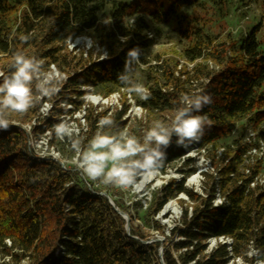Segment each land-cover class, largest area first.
I'll return each mask as SVG.
<instances>
[{
    "label": "trees",
    "instance_id": "trees-1",
    "mask_svg": "<svg viewBox=\"0 0 264 264\" xmlns=\"http://www.w3.org/2000/svg\"><path fill=\"white\" fill-rule=\"evenodd\" d=\"M259 1L257 22L234 35L214 31L209 18L180 14L184 6H197L223 19L233 7L232 0H0L2 71L10 74L14 54L23 52L66 75L55 95L41 96L27 113H12L30 120L49 100L46 115L33 126L37 137L53 131L62 120H75L73 113L83 107L86 94L97 91L107 97L125 88L117 76L133 47L141 49L135 71L148 63L147 73L152 74L147 87L151 98L138 100L143 108L175 113L183 95L201 90L213 100L197 113L210 122L203 136L184 147H178L173 137L159 167L164 171L167 163L182 158L194 145L206 150L212 164L210 171L202 172L209 183L205 194L186 188L184 178H171L153 193L146 208L147 223L177 193H185L192 202L189 208L186 200H180L185 204L182 226L172 230L179 237L162 244L161 258L160 242L148 241L131 217L126 230L127 220L115 209L127 211L122 201L114 200L112 205L105 195L90 190L76 172L64 171L50 157L35 156L19 125L11 123L7 131H0V264H162L161 259L164 264H226L236 257L253 264L255 258L246 255L250 244L260 250L259 259L264 261V185L251 186L262 164L256 158L245 162L247 151L260 148L264 140V0ZM107 6L105 16L102 11ZM103 17L110 23L102 24L98 38L107 58L69 47L75 38L97 29ZM174 18L179 36L186 41L183 56L194 64L190 70L185 65L177 68L179 60L172 56L157 54L155 64L145 58V51L155 43L147 33L151 23ZM128 106L124 94L121 107L110 114L116 127L125 125ZM84 109L83 133L89 140L107 110L95 111L90 105ZM246 128L254 136L245 139ZM220 147L225 150L222 157ZM185 171L193 173L196 168ZM216 196L223 198L221 204H213ZM220 236L232 238L230 248L217 242L207 250L209 238Z\"/></svg>",
    "mask_w": 264,
    "mask_h": 264
},
{
    "label": "rangeland",
    "instance_id": "rangeland-1",
    "mask_svg": "<svg viewBox=\"0 0 264 264\" xmlns=\"http://www.w3.org/2000/svg\"><path fill=\"white\" fill-rule=\"evenodd\" d=\"M232 1L233 7L230 13L223 19L217 20L215 17L211 16V12L210 10H208V8H201L197 6H184L180 10V14H182L183 16L185 15L187 17L200 15L202 17L209 18L211 20L210 27L216 32L225 33L227 31H230L234 35L240 34L241 32L246 31L250 26L254 25L257 22L261 14L260 1L242 0L247 4L243 3L241 0ZM102 12L105 14V16H108L109 7L107 6ZM105 20L109 21L107 17H103V19L100 20L101 25H99L97 29L89 30L86 34L79 36L77 42L76 39L69 42V47H75L76 52H84V54L87 50H92L94 55H98V57H100L102 52V45L99 43L98 35L101 32L100 28L102 27V24H107L104 22ZM176 21L177 18H174L165 23H151L147 33H149V37L155 39V43L145 51V58L149 60L150 64H155V56L157 54L163 56H172L175 59L179 60V65L177 68H180L181 66L185 65L186 69L190 70L194 64L188 61L183 56L182 49L186 44V41L183 40L177 32ZM262 33L263 31L261 32V34ZM3 61L7 63L9 62V59H5ZM206 62L209 63L210 66L213 65L211 61ZM147 67L148 63H142L141 67L137 69L133 74L134 79L144 84L146 87H148V84H150L149 77L150 75H152L151 73H147ZM179 75L182 78L185 76L184 74L180 73ZM123 93L126 95V103L129 105L128 110L123 117L126 118V123L123 127H116L109 131L117 132L122 129H128L130 134L142 139L145 132L151 127L152 123L155 120H162L168 122V120H170V117L174 115V113H161L157 109L143 108L141 105H139L138 98H130L126 89L122 88L110 93L107 96V99L106 97H103L101 94H99L97 91H92L91 93L86 94L85 103L83 107L73 113V117L76 119H73L72 121L62 120V122H68L75 125L77 129L76 138L80 140L82 146H86L91 138L89 140H85L86 134L83 133L86 130V123L84 120V108L90 105L94 107L95 111L106 109V116H109L110 114H113L116 109L121 107L122 99H124ZM93 96L98 98L97 101H94L92 99ZM50 106L51 105L49 100L44 101L39 108V112H46L45 108L49 109ZM141 110L144 114L143 119L139 118L138 116V113ZM36 115L37 113L34 116ZM68 117L69 115L66 118ZM8 118L12 120H17L19 122H32L31 120H22L20 117L15 116L12 113L9 114ZM239 125L240 122H236L232 135L236 133ZM246 132L247 135H245V139H247L248 136L253 134L251 132V128H246ZM229 140L230 137L224 139L225 143L229 142ZM35 148L39 151L42 150L46 152L48 151L47 153H52L54 156L57 157V159L63 162L64 166L66 167L64 171L76 172V175H79V177L83 179V182L87 184V187L88 184H94L95 188L99 192H103L105 196L107 195L111 199V201H113V203L114 200L122 201L124 206H126L127 208V211H122L127 213L129 218H132L131 223L133 224V226L138 227L141 231H143L147 235L148 241L153 240L160 242L159 251H162V244L165 245L170 238L172 240H176L179 237L178 231L172 234V230H174L176 227L182 226L180 217L185 204H182L180 200H186V202L189 204V208L191 207L192 202L188 199L185 193H177L175 196L169 198L168 201L165 203H170L174 207V209L164 212V205L158 213L148 218L149 223H147L145 220L146 208L152 200L153 193L155 191H159L171 178H174L176 181H180L182 178H184V185L186 188L191 189L199 194H205V188L208 187L209 183L207 179L203 176L202 172L210 171L212 168V164L210 161L211 159L206 154V150L200 149L197 145H194L193 148L186 149L185 154L182 156V158H178L167 163L164 171L158 169V173L156 175L137 177L135 187L121 188L116 185H105L100 181L87 180L75 168L74 165H72L71 163H66L67 161H70L74 155V152L71 148V142L67 138H65L64 140L57 138L54 130L46 131L44 134H42L40 141L37 139ZM247 154H249L247 157V159L249 158L250 160L249 164L252 163L255 158L261 160L262 165L260 167L258 175L261 178H264V140L260 145V148H253L247 151ZM224 155V147H220L218 150V156L222 157ZM186 159H188V163L184 162V160L186 161ZM245 162L247 163V161ZM192 166L196 168L195 172L190 173L188 171H185L191 168ZM193 175H197L199 179L198 185L190 183V178ZM144 178H146V181L141 185V181ZM157 222L161 226L160 229H158ZM209 242L212 243L211 238H209L208 244ZM170 250L172 254L175 255V251L173 250L172 245H170ZM241 260H243L245 264H248L245 259L241 258ZM239 262L233 261L231 262V264H239Z\"/></svg>",
    "mask_w": 264,
    "mask_h": 264
},
{
    "label": "clouds",
    "instance_id": "clouds-1",
    "mask_svg": "<svg viewBox=\"0 0 264 264\" xmlns=\"http://www.w3.org/2000/svg\"><path fill=\"white\" fill-rule=\"evenodd\" d=\"M104 22L110 23L108 20ZM121 39L127 41L128 37ZM140 56L139 47L129 49L124 69L118 73L117 79L130 98L147 101L151 98L150 90L133 76ZM10 68V74L0 72V131H7L11 126L12 122L8 119L10 113H27L41 96L55 95L60 90L61 82L66 79L59 68H46L42 59L23 52L14 54ZM212 102L211 95L203 90L183 95L179 102L181 106L170 117V122L155 120L142 139L130 134L128 129L109 131L116 127L110 115L98 121L97 131L86 146H82L76 138L77 129L71 123L57 124L54 131L57 138H67L71 142L74 155L66 163L74 165L87 180L121 188L135 187L137 177L158 173L173 137L178 147H184L203 136L205 126H210V122L207 117L197 113ZM138 116L143 119L142 110ZM246 255L249 259L255 258L256 264H264L259 259L260 250L254 245H249ZM239 264L245 262L241 260Z\"/></svg>",
    "mask_w": 264,
    "mask_h": 264
},
{
    "label": "built area",
    "instance_id": "built-area-1",
    "mask_svg": "<svg viewBox=\"0 0 264 264\" xmlns=\"http://www.w3.org/2000/svg\"><path fill=\"white\" fill-rule=\"evenodd\" d=\"M149 34V33H148ZM76 40L78 39V37L77 38H75ZM102 48H101V56L100 57H98V59H103V57H107V50H105V48H104V46H101ZM0 72H3L2 71V69L0 68ZM64 76H66L65 75V73H62ZM92 96V95H91ZM90 96V97H91ZM106 99H107V97H106ZM50 108V107H49ZM45 111L46 112H44V111H41V112H37V115L36 116H33L30 120L32 121L31 123H29V122H19V121H17V120H12V119H10V118H8L11 122H12V124H16V125H19L25 132H26V134H27V136H28V148L30 149V151L35 155V156H40V157H50V158H52L53 160H55V161H57L59 164H60V166H61V168L64 170L66 167L64 166V164H63V162H61V160H59V159H57V157L56 156H54L52 153H47L46 151H42V150H37L35 147H36V141H37V139L40 141V139H41V137H42V134H44L46 131H48V130H46L44 133H42L40 136H35L34 135V132H33V126H35V125H38V124H40V118L42 117V116H44V115H46V113H47V111H48V109L47 108H45ZM29 120V121H30ZM72 121V120H71ZM248 131H249V129H248ZM251 132L253 133V134H251L250 136H254V132L251 130ZM250 136H248L247 138H249ZM262 142L263 141H261V144H262ZM42 143H44V142H42ZM45 149V148H44ZM253 149V148H252ZM255 149V148H254ZM251 150V149H250ZM249 151V150H248ZM46 152V153H45ZM245 161H247L248 162V159H245ZM245 171L247 172L248 171V169L246 168L245 169ZM259 183V184H262V185H264V178H261L258 174L255 176V179L251 182V186H254L255 185V183ZM88 188L90 189V190H92L94 193H99V194H103L104 195V193L103 192H99L98 190H96V188H95V186H94V184L93 185H91V184H88ZM220 202V203H217V202ZM222 201H223V198L222 197H220V196H216V198L213 200V204H215V205H218V204H221L222 203ZM211 240H212V243H210L209 242V244H208V249L207 250H209V249H211L213 246H215V244L217 243V242H223V243H227V244H229V247L228 248H230V244H231V242H232V238L231 237H229V236H220V237H212L211 238ZM250 245H253V244H250ZM241 258L242 257H236V258H233V259H231V260H229L226 264H231V262H233V261H237V262H239V261H241ZM243 259V258H242ZM262 261V260H261ZM248 262V261H247ZM248 264H249V262H248ZM253 264H256V260H253Z\"/></svg>",
    "mask_w": 264,
    "mask_h": 264
},
{
    "label": "bare ground",
    "instance_id": "bare-ground-1",
    "mask_svg": "<svg viewBox=\"0 0 264 264\" xmlns=\"http://www.w3.org/2000/svg\"><path fill=\"white\" fill-rule=\"evenodd\" d=\"M92 99H93L94 101H97L98 98H96V97L93 96ZM145 181H146V178H144V179L141 181V185H142ZM190 183H192V184H194V185H198V184H199V179H198L197 175H193V176L190 178ZM171 209H174V207H173L170 203H167V204H165L163 211L165 212V211H168V210H171Z\"/></svg>",
    "mask_w": 264,
    "mask_h": 264
},
{
    "label": "water",
    "instance_id": "water-1",
    "mask_svg": "<svg viewBox=\"0 0 264 264\" xmlns=\"http://www.w3.org/2000/svg\"><path fill=\"white\" fill-rule=\"evenodd\" d=\"M78 41V39L76 40V42ZM106 197L108 198V200H109V202L112 204V205H114V203H113V201H111V199L106 195ZM126 220H127V223H126V230H128V228H129V217H128V215H127V213H125L124 211H122V210H120V209H118L117 207L115 208ZM161 251H159V255H160V258H161ZM161 262H162V264H164L163 263V261H162V259H161Z\"/></svg>",
    "mask_w": 264,
    "mask_h": 264
}]
</instances>
